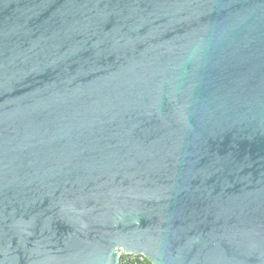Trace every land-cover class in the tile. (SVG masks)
Wrapping results in <instances>:
<instances>
[{
	"label": "water",
	"instance_id": "95a60500",
	"mask_svg": "<svg viewBox=\"0 0 264 264\" xmlns=\"http://www.w3.org/2000/svg\"><path fill=\"white\" fill-rule=\"evenodd\" d=\"M264 264V0H0V264Z\"/></svg>",
	"mask_w": 264,
	"mask_h": 264
},
{
	"label": "built area",
	"instance_id": "2783aa9c",
	"mask_svg": "<svg viewBox=\"0 0 264 264\" xmlns=\"http://www.w3.org/2000/svg\"><path fill=\"white\" fill-rule=\"evenodd\" d=\"M122 264H152L148 259L143 256H134L131 254H122Z\"/></svg>",
	"mask_w": 264,
	"mask_h": 264
},
{
	"label": "trees",
	"instance_id": "16d2710c",
	"mask_svg": "<svg viewBox=\"0 0 264 264\" xmlns=\"http://www.w3.org/2000/svg\"><path fill=\"white\" fill-rule=\"evenodd\" d=\"M122 260H123V257H120V260H119L120 264H122Z\"/></svg>",
	"mask_w": 264,
	"mask_h": 264
}]
</instances>
